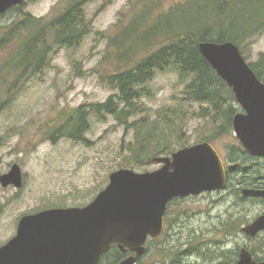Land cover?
Instances as JSON below:
<instances>
[{
	"label": "rangeland",
	"instance_id": "1",
	"mask_svg": "<svg viewBox=\"0 0 264 264\" xmlns=\"http://www.w3.org/2000/svg\"><path fill=\"white\" fill-rule=\"evenodd\" d=\"M155 1L160 3L158 12L168 11L186 0ZM69 2L27 1L21 8L10 9L0 16V25H10L22 19L23 12L50 18ZM140 6L141 0H112L105 6L103 0L90 1L85 6L90 30L81 43L72 49L56 50L50 65L41 74L24 78L9 94L5 91L0 93V176L15 163L20 164L24 175L20 188L13 185L4 187L0 183V242L10 237L15 217L56 205H86L109 184L112 172L125 168L121 167L127 155L124 149L133 137V129H126L111 115L101 118L93 113L90 116V128L85 134L87 142L67 137L54 141L48 137L52 130L48 126L61 110L101 103L113 93L101 76V73H112L114 69V56L105 58L110 52L109 37L115 35L123 24H128ZM261 53H264V31L252 38L248 48H244V56L249 63L256 62ZM186 82L173 72L158 73L147 84L152 91L150 96L141 99L143 113H137L132 120L147 114L153 119L158 109L170 107L196 113L202 103L188 102L184 98ZM2 88L0 85V91ZM172 116L170 114V120ZM182 124L184 142L174 140L171 145L175 149L210 136L220 154L227 158L229 146L238 145L233 129L223 135L212 133L213 122L207 118L188 117ZM177 136L172 135L174 138ZM159 167L160 164L154 161L133 169L145 172ZM235 180L237 178L232 180L234 185L230 183L231 189L225 193L196 195L175 202L168 218L167 233L161 238L163 245L169 250L180 238L185 242L197 241L202 227V264H219L221 252L232 248L240 253L246 247L264 257V232L251 237L242 230L264 212V201H238L232 192L237 189ZM239 224L242 226L237 228ZM234 226L237 230L231 231ZM181 247L183 244L178 250ZM175 252L159 250L158 254L164 258ZM145 261L152 263L150 255Z\"/></svg>",
	"mask_w": 264,
	"mask_h": 264
},
{
	"label": "trees",
	"instance_id": "2",
	"mask_svg": "<svg viewBox=\"0 0 264 264\" xmlns=\"http://www.w3.org/2000/svg\"><path fill=\"white\" fill-rule=\"evenodd\" d=\"M90 1L93 0H70L50 18L23 12L22 19L0 25V85L4 87L0 93L9 94L24 78L41 74L50 65L56 50L72 49L81 43L90 30L85 11ZM110 1L103 0V6ZM159 4L155 0H141L140 8L129 23L109 37L110 52L105 58L114 56V69L101 76L113 93L101 103L61 110L54 122L48 124L52 129L50 139L67 137L87 142L85 134L90 128V116L93 113L101 118L111 115L126 129H133L121 167L134 168L153 163L157 156L170 155L177 150L171 144L174 140L184 142L182 122L185 118L211 120L212 133L232 132L233 115L241 107L232 89L203 57L198 45L201 41H232L244 55V48L250 46L252 38L264 31V0H186L168 11L156 12ZM249 64L264 82V53ZM168 71L176 73L180 80H187L184 98L188 102L202 103L201 109L190 114L171 107L163 108L158 109L153 119L147 114L132 120L144 111L142 97L152 92L147 84L158 73ZM170 114L173 115L171 120ZM203 139L212 141L210 136ZM229 147L231 159L247 160L249 154L241 145ZM261 175H264V165L250 166L237 178L238 185L257 184L256 176L259 179ZM239 187L234 196L242 202L245 198ZM250 251L256 260H264L255 250ZM238 257V249L222 251L219 264H235Z\"/></svg>",
	"mask_w": 264,
	"mask_h": 264
},
{
	"label": "water",
	"instance_id": "3",
	"mask_svg": "<svg viewBox=\"0 0 264 264\" xmlns=\"http://www.w3.org/2000/svg\"><path fill=\"white\" fill-rule=\"evenodd\" d=\"M24 1L0 0V15ZM198 47L243 109L233 117L236 137L251 155L264 157V82L234 42L201 41ZM155 161L162 165L153 171L121 168L112 172L109 184L83 207L23 215L16 236L0 246V264H97L113 243L142 254L148 236L161 233L169 201L227 187L222 158L208 141L158 156ZM0 183L22 187L20 164L3 173ZM242 192L246 197L264 198V189L243 188ZM262 230L264 213L243 227L251 237ZM120 264H132V258ZM235 264L264 261L255 260L244 247Z\"/></svg>",
	"mask_w": 264,
	"mask_h": 264
},
{
	"label": "flooded vegetation",
	"instance_id": "4",
	"mask_svg": "<svg viewBox=\"0 0 264 264\" xmlns=\"http://www.w3.org/2000/svg\"><path fill=\"white\" fill-rule=\"evenodd\" d=\"M27 1H34V0H25L22 4L12 6L11 9L21 8ZM229 155H230V153L228 154L227 158L228 157L230 158ZM221 156L223 158V161H224V164L226 167V177L228 180L227 187L224 190H212V191L201 192L197 196H202V194L215 195V194H222L223 192L225 193L226 191L231 189V188H229L230 183H232L233 179L238 178L239 174H241L243 171H247V169H249L250 166H252V164L253 165H263V163H264V157H261V156L249 155L247 160L237 159V160H232L231 162L226 158L225 155H221ZM253 159H255V160L258 159V160L253 161ZM231 163H237L239 166H237L233 171H230V170H228L227 167ZM253 175H256V174L254 173ZM256 177H257L256 178L257 184H254L251 186H244L242 184L241 185L237 184L236 185L237 189L232 190L233 195H235L238 188H240L239 186H241V190H239L241 193H242L243 188L264 189V175H261L259 179H258V176H256ZM229 181H230V183H229ZM235 181H237V180H235ZM237 183H238V181H237ZM241 195L245 199H260V200L264 201L263 197H250V196L246 197L243 195V193ZM191 196H195V195H190L187 197H177V198L172 199L169 202L167 211L164 215V229H163V231L158 236L148 238L147 242L145 243V251L142 254H137V252L129 249L126 246L121 247L118 243H113L111 245L110 249L107 252L102 254V256H101V258L97 264H120L122 261H124L126 259H130V258H132V264H148L145 261V259L149 255L152 258L151 264H202V227H201L200 234H199L197 241L186 240V242H185L184 238H180L177 241L178 244L174 243L173 247L168 250V251H176L175 253H172L171 255H169V257L165 256L164 258L162 256H161L162 258H160V255L158 254L159 250L161 251L162 248L167 249V247L163 245L161 238L167 233L166 228L168 226V218L170 217V211H171L172 205L177 201L179 202V201L185 200ZM55 207L66 208L68 206L56 205V206H51V207H45V208L40 209V210L50 209V208H55ZM40 210L31 212V213H35V212H38ZM1 211H2V208H1ZM22 218L23 217H15V220H13L12 233H11L10 237L5 242H0V246H2L3 244H5L6 242H8L9 240H11L12 238H14L16 236L18 226H19L20 220ZM230 220H231V218H230ZM234 229H235V231L237 230L235 228V226H234ZM263 232H264V230L261 231L257 236L261 235ZM181 244H183V247H181L182 249L180 248L178 250V248L180 247Z\"/></svg>",
	"mask_w": 264,
	"mask_h": 264
}]
</instances>
